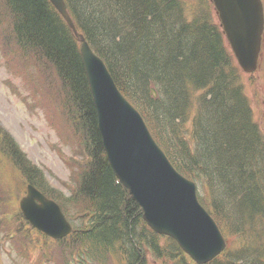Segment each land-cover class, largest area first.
Returning <instances> with one entry per match:
<instances>
[{
  "label": "trees",
  "instance_id": "obj_1",
  "mask_svg": "<svg viewBox=\"0 0 264 264\" xmlns=\"http://www.w3.org/2000/svg\"><path fill=\"white\" fill-rule=\"evenodd\" d=\"M6 1L18 44L55 67L85 136L89 162L78 193L88 200L92 216L88 228L74 233L75 245L85 246L89 255L119 253L122 264H151L148 254L188 264L173 239L147 226L107 160L74 32L49 0ZM66 1L79 31L174 166L208 189L220 226L239 235L237 248L208 264H264V133L220 23L208 14L210 0H198L205 12L191 18L182 0ZM189 121L191 131L184 128ZM4 137L11 155L44 187L41 170L12 137Z\"/></svg>",
  "mask_w": 264,
  "mask_h": 264
},
{
  "label": "water",
  "instance_id": "obj_2",
  "mask_svg": "<svg viewBox=\"0 0 264 264\" xmlns=\"http://www.w3.org/2000/svg\"><path fill=\"white\" fill-rule=\"evenodd\" d=\"M82 42L81 52L107 157L142 208L144 219L158 233L175 238L198 263H206L225 247L211 215L197 200L195 186L183 178L159 148L140 113L124 98L103 60L78 34L64 0H51ZM227 40L244 72L258 67L264 31L261 0H212ZM22 207L37 223L33 199ZM43 200V199H42ZM41 214L64 235L70 230L60 210L43 200ZM43 224V223H42ZM53 228V229H54Z\"/></svg>",
  "mask_w": 264,
  "mask_h": 264
},
{
  "label": "rangeland",
  "instance_id": "obj_3",
  "mask_svg": "<svg viewBox=\"0 0 264 264\" xmlns=\"http://www.w3.org/2000/svg\"><path fill=\"white\" fill-rule=\"evenodd\" d=\"M187 6L188 17L195 13L205 12L198 0H182ZM263 4H264V0ZM211 19L219 22L215 9L209 8ZM11 33L10 17L3 0H0V125L17 141L27 157L39 167L50 183V186L66 195L71 194L78 185L77 173L86 154H81V137L72 121L65 103L64 90L54 68L34 55L21 54L19 59L10 61V55L2 44L3 38ZM16 52L20 50L17 48ZM240 79L244 93L250 102L253 116L264 133V34L262 55L258 70L252 74L241 71ZM51 118L54 120L51 122ZM58 119V125L54 122ZM192 130L191 121L184 125ZM58 129V131H57ZM187 137L190 138L189 132ZM11 176H14L10 173ZM11 182L17 187L20 183L13 177ZM6 174L0 173V223L16 231L19 220L11 217L12 207L9 204V188ZM16 189V188H13ZM202 200L207 198L200 187H197ZM22 192V191H21ZM11 194V193H10ZM11 196V195H10ZM12 199H16L12 193ZM6 205V206H5ZM81 210L71 207L69 213ZM9 232L0 237V264H65L71 259L74 246L57 243L34 234L30 237L15 235L13 241ZM41 237V239H40ZM231 237L228 245L236 244ZM165 243V240L162 241ZM23 244V251L15 245ZM47 247L46 256L41 245ZM46 257L48 262L40 261ZM53 259V260H51ZM155 264H173L170 261H154ZM94 264V263H93ZM107 264H119L112 257Z\"/></svg>",
  "mask_w": 264,
  "mask_h": 264
},
{
  "label": "bare ground",
  "instance_id": "obj_4",
  "mask_svg": "<svg viewBox=\"0 0 264 264\" xmlns=\"http://www.w3.org/2000/svg\"><path fill=\"white\" fill-rule=\"evenodd\" d=\"M20 9V8H19ZM53 25V24H52ZM20 28V27H19ZM60 32V31H59ZM127 38V37H126ZM126 41V40H125ZM129 245H130V243H129ZM120 249V248H119Z\"/></svg>",
  "mask_w": 264,
  "mask_h": 264
}]
</instances>
